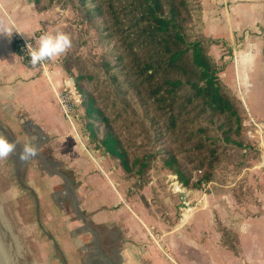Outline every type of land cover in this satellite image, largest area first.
<instances>
[{
    "label": "crops",
    "instance_id": "1",
    "mask_svg": "<svg viewBox=\"0 0 264 264\" xmlns=\"http://www.w3.org/2000/svg\"><path fill=\"white\" fill-rule=\"evenodd\" d=\"M2 1L0 122L17 124L27 143L39 145L37 160L44 175L34 179L28 171L26 179L37 186L36 193L46 202H50L53 191L60 192L62 204H54L49 210L53 213L57 206L65 212L66 204L74 207V202L90 227L105 230L110 238L116 236L114 248L108 244L100 249L104 252L102 258L109 263L264 264V164L258 162L244 168V178L231 180L221 177L215 169L212 180L197 189L184 188L174 176L167 174L169 180L153 178L145 184L135 181L131 184L130 179L135 177L125 176L101 149L90 147L77 124L73 121L72 126L60 113L51 85L61 89L67 74L58 62L50 61L51 71L46 79L38 69L25 66L14 52V33L31 36L38 32L44 27V14L29 0ZM197 2L198 35L215 42L209 46L208 53L216 65L219 60L223 62L219 78L225 87L228 76L224 75L223 66L230 58L227 52L233 50V43H238L232 62L236 87L230 90L244 105L249 119L260 126L261 159L264 156V0ZM220 11L229 35L224 43L215 45L219 42L206 20L219 21ZM9 28L13 30L7 34ZM88 148L98 156L100 165L91 155L92 160L88 157ZM33 162L27 160L24 167L30 170ZM102 165L114 171L121 191L111 186ZM175 185L185 194L188 208L182 206L173 189ZM122 191L128 194L125 198L128 203ZM72 225L70 222L67 228ZM93 228L91 233L96 234L97 242L100 234ZM65 239H60L64 248L70 244Z\"/></svg>",
    "mask_w": 264,
    "mask_h": 264
},
{
    "label": "trees",
    "instance_id": "2",
    "mask_svg": "<svg viewBox=\"0 0 264 264\" xmlns=\"http://www.w3.org/2000/svg\"><path fill=\"white\" fill-rule=\"evenodd\" d=\"M64 2L103 48L90 70L72 75L69 65L63 67L80 98L87 140L128 176L142 175L148 162L159 160L184 188L210 182L216 142L240 147L231 135H239L242 118L208 53L214 42L190 36L188 0ZM135 125L151 134L150 147L143 156L131 157L141 143L121 135ZM216 131L222 139L213 136Z\"/></svg>",
    "mask_w": 264,
    "mask_h": 264
},
{
    "label": "rangeland",
    "instance_id": "3",
    "mask_svg": "<svg viewBox=\"0 0 264 264\" xmlns=\"http://www.w3.org/2000/svg\"><path fill=\"white\" fill-rule=\"evenodd\" d=\"M188 2L193 15L189 33L191 38L194 39L199 36L197 24L198 2L197 0H188ZM33 4L44 14V27L39 32L42 34L60 32L71 42L70 51L64 57L53 62H58L63 71V67L69 65L72 75L80 71L90 70L91 64H94L96 58L102 53L103 48L87 24L81 22L78 13L72 8V5L70 6L65 3L64 0H40L39 4ZM0 5H3L2 0H0ZM219 14L220 20L215 23H211L209 18L206 20V25L214 29L215 39L219 42L215 45L224 43L223 41L229 35L223 12L220 11ZM237 44L236 42L233 43V50L227 52L230 58L226 59L227 62L223 66L224 75L228 76L225 78L226 87L221 79H219L242 118L239 135L235 133L231 135L232 140L239 142L241 146L226 145L227 143L220 140L222 139L220 131L213 133L215 138L216 136L220 138V141L216 142L215 147L218 154L215 168L219 170L221 177L227 180L244 178L243 169L257 165L258 162L261 163L262 157H264L262 156L260 159V151L258 150L261 130L251 122L244 109V105L240 100L235 98L233 92L230 90L236 87V75L232 62L235 60L233 52L237 50ZM222 63L219 60L216 66L221 68ZM79 104L73 113L74 120L72 122L74 121L77 124L80 133L86 135ZM256 124L258 125V123ZM143 128H145V125H143ZM0 129V134H3L17 144V152L24 145L29 144L24 139L17 124L5 123L3 121L0 122ZM123 132L121 131V134ZM127 134L137 137L134 140L129 139L126 137ZM121 136H123L124 141L136 142V144L141 143L142 148L134 151V153L131 152V157L134 155L143 156L144 152H149L147 150L150 147L151 134L141 131L139 125H135L133 129L125 131V135ZM88 144L90 147H94V144L89 141ZM87 151L90 153L89 155L87 154L90 159L92 157L94 161H98V156L93 154V150H89L88 148ZM26 163L27 161L21 160L18 154L0 158V254L2 264H91V259L97 261L103 259L97 252L95 236L81 223L73 205L67 203L66 208H64L65 212L56 206V210L52 213L49 209L54 204H62L60 203L62 199L60 192L53 191V194L49 195L50 202H46L36 193L37 186H33V184L27 182L26 176L28 171H30L34 179L39 178L40 175H44V172H40L42 170H39L41 166L40 161L34 160V168L32 165L30 170L24 167ZM148 164V168L142 175H130L135 177V180L130 179L131 184L134 181L138 184H145L153 178H167L169 180V177L165 175L170 174L162 167V163L159 160H151ZM102 167L104 168V165ZM119 168L122 174L126 176L123 169L120 166ZM104 172L111 186L120 189V183L114 175V171L112 169L109 170L107 167ZM252 177L255 178V175H252ZM177 187L175 185L173 189H177ZM122 194L124 199L128 197L126 192L122 191ZM125 201L128 203L126 199ZM70 222L74 225L68 229L67 227ZM57 231H61V235ZM95 231L100 234V240H98L100 249L102 245L111 244L113 248L116 246V236L110 238L105 234V230L99 228ZM62 238H66L65 240L70 242L68 247H62L60 244V239ZM101 253L103 254L104 252L101 251Z\"/></svg>",
    "mask_w": 264,
    "mask_h": 264
},
{
    "label": "clouds",
    "instance_id": "4",
    "mask_svg": "<svg viewBox=\"0 0 264 264\" xmlns=\"http://www.w3.org/2000/svg\"><path fill=\"white\" fill-rule=\"evenodd\" d=\"M12 30V28L7 29V34H10ZM71 46L70 40L60 32L43 33L39 36L37 46L30 47L28 51L29 63L36 66L46 61H56L64 57ZM38 147L39 145L33 142L24 145L17 152V144L0 134V158L18 154L21 160H35L40 155Z\"/></svg>",
    "mask_w": 264,
    "mask_h": 264
},
{
    "label": "built area",
    "instance_id": "5",
    "mask_svg": "<svg viewBox=\"0 0 264 264\" xmlns=\"http://www.w3.org/2000/svg\"><path fill=\"white\" fill-rule=\"evenodd\" d=\"M41 34L42 33L38 31L31 36H23L18 32H15L13 47H14V52L17 54L19 60L25 66L38 69L41 75L44 76L46 79H48V74L51 71L50 61H46L39 65L33 66L29 63V58H28V51L30 50V47L37 46L39 36ZM51 90L54 95L56 105L60 113L73 126V122H72V120H74L73 113L76 110L78 104L80 103V98L77 92L75 91L72 79L66 77L63 80L61 89L56 90L51 85ZM251 122L255 126H257L260 130L259 125L254 123L252 120ZM263 161L264 158L262 160V164H264Z\"/></svg>",
    "mask_w": 264,
    "mask_h": 264
},
{
    "label": "water",
    "instance_id": "6",
    "mask_svg": "<svg viewBox=\"0 0 264 264\" xmlns=\"http://www.w3.org/2000/svg\"><path fill=\"white\" fill-rule=\"evenodd\" d=\"M61 176V175H60ZM66 184V183H65ZM67 186V185H66ZM68 188V187H67ZM69 190V189H68ZM174 191H175V193L179 196V199H180V201H181V204H182V206L184 207V208H188V205L186 204V202H185V194L183 193V191L179 188V186L177 187V189H174ZM70 193V192H69ZM71 195V194H70ZM71 198H72V196H71ZM72 201H73V199H72ZM73 204H74V209H75V211H76V213L78 214V216H79V218H80V220L82 221V223L85 225V227L86 228H88V230H90V231H92L93 233H94V231L92 230V228L87 224V222L85 221V219L82 217V215L80 214V212H79V210H78V208H77V206H76V204L73 202ZM94 235H96V234H94ZM96 240H97V238H96ZM96 249H97V252L101 255V256H103V254L101 253V251H100V247H99V243H98V241H97V244H96Z\"/></svg>",
    "mask_w": 264,
    "mask_h": 264
},
{
    "label": "flooded vegetation",
    "instance_id": "7",
    "mask_svg": "<svg viewBox=\"0 0 264 264\" xmlns=\"http://www.w3.org/2000/svg\"><path fill=\"white\" fill-rule=\"evenodd\" d=\"M111 261V260H110ZM91 264H116L115 262L111 261V263H109L106 259H101V260H93L91 259L90 261Z\"/></svg>",
    "mask_w": 264,
    "mask_h": 264
},
{
    "label": "bare ground",
    "instance_id": "8",
    "mask_svg": "<svg viewBox=\"0 0 264 264\" xmlns=\"http://www.w3.org/2000/svg\"><path fill=\"white\" fill-rule=\"evenodd\" d=\"M0 264H2V257H1V254H0Z\"/></svg>",
    "mask_w": 264,
    "mask_h": 264
}]
</instances>
